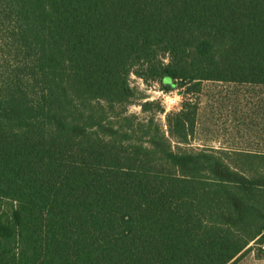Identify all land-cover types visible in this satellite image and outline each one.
Returning <instances> with one entry per match:
<instances>
[{
  "label": "trees",
  "instance_id": "1",
  "mask_svg": "<svg viewBox=\"0 0 264 264\" xmlns=\"http://www.w3.org/2000/svg\"><path fill=\"white\" fill-rule=\"evenodd\" d=\"M131 75L180 91L166 129ZM241 88L264 90V0H0V264H264Z\"/></svg>",
  "mask_w": 264,
  "mask_h": 264
},
{
  "label": "rangeland",
  "instance_id": "2",
  "mask_svg": "<svg viewBox=\"0 0 264 264\" xmlns=\"http://www.w3.org/2000/svg\"><path fill=\"white\" fill-rule=\"evenodd\" d=\"M130 84L131 86L135 87L138 91V93L140 94L141 98L134 100L132 104H130L128 106V112L133 113V114H137L140 117H145L146 114H144L143 112H141V107L140 104L143 101L149 100V101H155L158 102L160 104V106H162V108L164 109V112H156L155 113V117L156 119L162 124V126L164 127V129H166V119H165V114L166 112L169 111H173V110H178L180 108L181 102H182V95L180 93L179 90H172L169 92L163 91L160 87V85L156 82L153 81H144L134 75H131L130 77ZM231 86L229 85H224V84H211L210 87H208V91H210L211 95H215L216 92H219L220 90H222V92H226L225 95H228V91L229 90H233L234 88H230ZM239 90V89H237ZM245 90V91H244ZM241 93L242 96H244L243 100L245 101V98H249L247 96H251L252 102L251 105L249 106H244V109L249 111H253V112H257V115H259V117H257L256 120H262V116H264V114H262L264 111V90H262L261 88H253L252 90H247L241 88ZM247 100V99H246ZM211 103H209V101H207V99L205 97L201 98V105L203 107V113L205 115V113H211L210 111H212V101H210ZM244 105V103H243ZM242 105V106H243ZM233 105L230 107H228V109L232 110ZM261 109V111H257V110ZM256 110V111H255ZM218 110H216V108H213V112H217ZM250 111V112H251ZM229 114L227 112H223L222 116H220L219 118H216V116L213 115V122L216 119H220L219 121H216L211 125V128L214 129L215 131H218V134H215L212 136V133H198L196 138L194 140H192L191 146L193 147H202V146H207V147H218L221 146L224 143V138L226 137V135H224L222 133L223 131V122H227V124H230L232 126L235 125L236 120L234 118H232L231 116H228ZM210 116V115H208ZM231 141V140H230ZM231 142L233 143H237L239 142V144L244 145L245 141L241 140H237L236 138L234 139V141L232 140ZM229 144V143H227ZM225 144V145H227ZM264 142L260 140V137H255L254 138V147H263ZM228 146V145H227Z\"/></svg>",
  "mask_w": 264,
  "mask_h": 264
}]
</instances>
